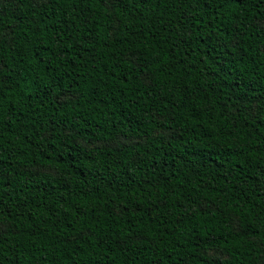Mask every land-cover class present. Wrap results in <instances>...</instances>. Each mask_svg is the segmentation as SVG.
Segmentation results:
<instances>
[{"label":"trees","instance_id":"16d2710c","mask_svg":"<svg viewBox=\"0 0 264 264\" xmlns=\"http://www.w3.org/2000/svg\"><path fill=\"white\" fill-rule=\"evenodd\" d=\"M0 264H264V0H0Z\"/></svg>","mask_w":264,"mask_h":264}]
</instances>
